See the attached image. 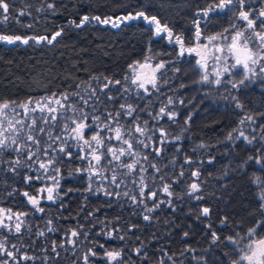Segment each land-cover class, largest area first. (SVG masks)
<instances>
[{"label":"trees","instance_id":"1","mask_svg":"<svg viewBox=\"0 0 264 264\" xmlns=\"http://www.w3.org/2000/svg\"><path fill=\"white\" fill-rule=\"evenodd\" d=\"M249 1L245 0L248 7L251 6ZM8 2V19L3 21L0 16V33L51 38L52 34L62 28L63 34L51 45L32 41L28 45L0 43V101L22 102L29 97L40 98L53 92L59 94L65 91H80L86 96L84 82L99 90L104 86V77L113 81L120 80L121 85L110 86L106 90L109 95L115 96V102L107 101V96L98 92L101 104L97 107H106L115 113L120 104L138 105L140 118L148 120L150 126L167 130L170 141L160 157H154L146 149L140 150L141 155L147 153L149 160L161 167L165 182L175 180L182 170L181 166L184 176L179 182L171 183L172 197L159 192L158 199L165 203H161L150 214L154 219L149 222L142 218V206L133 205L126 198L109 199L86 191V176L74 172L77 168L87 167V161L78 160L74 156L71 161L65 159L57 165L61 172L57 179L65 184L64 189L60 190L62 201L60 198L55 202L41 199L40 207L45 211L39 213L33 211L22 193L27 191L30 195H36L39 189L50 186L52 181L42 176L26 184L25 175L35 177L41 175V172H30L22 168L19 174H13L7 171V164L3 162L15 157L16 153H0V208L29 213L26 218H22L25 225L20 234L0 229V240L7 237L10 249L13 244L20 249L17 255L27 253L34 257L22 264H84L82 257L89 248L97 253L95 257L89 258V264H109L104 257L106 250H123V261L115 264H158L160 259L165 264H199L205 258L207 264H232L233 260H238L241 254L239 249L248 243V230L257 220L264 218L257 198L261 189L253 183L257 177L264 180V169L251 161L243 163L249 156H256L257 149H264V117L258 116L256 124L246 122L240 125L239 120L246 114L264 112V106L252 105L249 97L244 95L242 112L235 107V101L232 100L235 94L228 93L231 90L229 86L201 82L202 70L196 64V55L180 56V45L175 43V37L182 39L185 50L192 47L197 40L194 23L197 20H200L201 36L223 33L238 20L239 6L234 4L223 11L213 12L209 23L197 13L207 8L213 0ZM49 3L55 5L54 10L47 8ZM21 11L25 15H20ZM138 11L157 16L161 25L167 24L173 32V41L169 42L166 34L155 36L154 28L142 20L120 23L119 27L94 20L79 28L69 23L75 21L78 24L85 15L90 18L99 16L102 20L118 19ZM144 62L165 64L157 77L159 91L151 85L147 87L151 95L144 94L142 89L138 90L131 84L134 75L129 66ZM93 76L100 79H90ZM126 76L128 80H125ZM77 84L82 85L81 89L76 88ZM123 88L129 91L124 92ZM221 89L228 91L225 94ZM219 93L227 98L224 100ZM167 97L176 101L182 99L184 104L171 106L172 110L179 113L175 123L163 119L157 125L156 121L147 116L145 109L155 114L167 103ZM189 115L192 120L189 125H185L184 121ZM128 123L127 118L120 120L122 125ZM241 126L249 139L256 138L252 144L243 139H227L230 132L235 136L237 133L233 130ZM59 127L57 124V129ZM184 128L187 131L182 132ZM92 134L91 130L89 136ZM177 135L181 139L172 140ZM70 143L74 151L75 143ZM111 143L117 142L113 140ZM201 143L206 147L200 148ZM185 157L194 163L185 164ZM210 158H214L211 164L207 163ZM143 166L147 167V163H143ZM197 169L200 171L198 179L191 176V172ZM131 178L135 179V176ZM192 181L200 183L201 191L197 195L202 199L187 195L188 184ZM101 182L102 177L94 178L93 187ZM149 187L158 190L161 181L156 179L153 183L149 176ZM127 188L133 194L136 193L131 184ZM167 201H171V206ZM61 203L65 207L61 208ZM152 203L151 200L147 201L149 206ZM203 207L210 209L207 217L201 214ZM89 212L93 213L90 217L87 216ZM225 218L226 223L222 224ZM49 219L53 221L51 226L56 229L54 232L47 231L46 221ZM6 222L14 224L15 219ZM78 224L83 225L82 232L88 233L87 239L82 235L75 248L66 243L64 248H60L59 245L66 239L67 230L76 228ZM40 231H44L45 235L38 236ZM109 231L113 232L111 239L106 235ZM212 232L220 237V241L215 244L212 242ZM185 233L188 235L185 236ZM257 234L264 235V229H258ZM121 236L124 239H119ZM226 237H233L237 243H229ZM53 242L57 245L59 256L51 251ZM99 244L104 247L100 248ZM140 247L147 253L146 258L135 254V249ZM164 252L173 259L168 260Z\"/></svg>","mask_w":264,"mask_h":264},{"label":"snow or ice","instance_id":"2","mask_svg":"<svg viewBox=\"0 0 264 264\" xmlns=\"http://www.w3.org/2000/svg\"><path fill=\"white\" fill-rule=\"evenodd\" d=\"M234 4H237L240 8L238 12V19L245 22L244 30H235L234 34L231 35L230 42L225 47L217 46L212 59L214 62L227 64V60L232 58L235 62L230 66H224L221 70L214 69L215 79L210 81L207 72L202 76L201 82L213 83L217 86L221 85V77L224 74H231L230 69L241 66L244 70L243 78L237 82L228 83L231 85V89L240 90L246 86L247 82L252 81L253 77L264 76V8L260 9L257 14H253V10H244L245 0H213L207 8L198 11L197 15L203 18L206 22H211V14L217 11H223ZM48 9L55 8V5L49 3ZM10 5L8 0H0V16L3 17V21L8 19ZM20 15H25L24 11L20 12ZM261 20L260 29L257 30V20ZM94 20L101 24H111L112 27H119L120 23L131 22L142 20L148 25H154V35L157 37L166 34L169 42L173 41V32L167 26V24L161 25L160 20L155 15H147L144 11H138L135 13H127L126 15L119 17V23L112 21L111 18L101 19L99 16L89 17L83 16L80 22L77 24L75 21H70L71 25L75 27H82L85 23ZM2 22V21H0ZM196 26V39L199 40L202 32L200 27V20L194 22ZM30 27V25H29ZM235 28V25H233ZM225 31H228L227 29ZM248 33V34H246ZM63 34V29L56 31L51 35L41 37H22L20 35H8L0 33V43L9 45H15L17 43L28 45L30 41L41 44L47 43L53 44L58 37ZM227 39L222 34L212 35L207 37L209 41H216L217 39ZM255 39L259 44V50H255L250 46V41ZM175 43L180 45L179 55L183 56L185 49L183 41L179 36L175 37ZM205 47H207L205 45ZM189 53L197 52L195 48L187 49ZM197 55H201L197 52ZM204 57L201 56V60L197 61V64L201 68H206L207 65L202 63ZM256 65H260L259 72L255 70ZM132 68L133 66H129ZM143 67V65H141ZM165 67V64L158 63L153 69V75L150 77H143L141 75H135L131 79V84L135 85L138 90L142 89L144 94L151 95L146 85H151L153 89L159 91L155 72ZM179 71V69H176ZM251 73V75H249ZM92 80H99V77H91ZM129 78L126 76L125 80ZM105 83L99 90L93 88L90 83L84 82V90L86 96L82 95L80 91L69 93L67 91L62 93H51V95H45L40 98L29 97L27 100L22 102L4 100L0 101V153H16L15 157L4 161L7 164V171L13 174H19L20 169H27L30 172L40 171L41 175L32 177L29 175L24 176V182L30 183L33 178L39 180L42 176H46L52 181L50 186L42 187L38 190L36 195H30L27 191L23 192L22 195L27 198V202L32 206L34 212L44 213L45 209L40 207L41 199L55 202L57 198L61 201L63 197L60 193V183L58 176L61 175L60 168L57 166L63 160L67 159L71 161L74 158L73 145L79 148V151L75 153V156L82 161H87V167H81L75 169L74 174L86 176L88 184L86 191L93 195H103L109 199H122L126 198L131 201L133 205L142 206L143 209V220L151 221L154 219L151 213L155 212L161 203L158 199L159 192L162 191L166 196L172 197L173 192L171 190V183L179 182L180 178L184 176L183 166L181 171L178 173L175 180L171 182H165L164 175L161 167L156 163H152L149 160L147 153L141 155V149L148 150L154 157H160L163 154L164 147L169 141V133L162 127L150 126L148 120H142L138 115L140 108L138 105L132 103H124L119 105V109L113 113L106 107L101 109L97 105L101 104L99 93H104L107 96V101L115 102V96L109 95L106 90L110 86L121 85L120 80H111L108 77H104ZM259 83L264 84V79H261ZM82 85L77 84L76 88L81 89ZM183 87V85H182ZM119 92L120 89H117ZM124 92H128V88H123ZM140 96L137 91V97ZM73 97L76 99L74 100ZM167 103L159 108V111L153 114L151 111L145 109L147 116L156 121L157 125L160 120L167 119L173 123L176 122L179 115L178 112L172 110L173 105L179 103L184 104V101L173 100L172 97H167ZM232 100L235 101V107L244 111V105L239 101L237 96H233ZM78 101V102H77ZM19 110V111H18ZM101 114H97V113ZM39 115H36V114ZM264 117V112H258L255 114H246L242 119L239 120V124L243 125L246 122L256 124L257 117ZM103 117V118H102ZM127 118L128 125L120 124V120ZM192 120V116H188L184 124L189 125ZM57 124L60 127L57 129ZM88 130H92L94 134L86 137L85 133ZM187 131V128L181 130ZM233 132L237 133L235 136L230 132L227 136L228 140H239L243 139L248 144H252L256 139L252 137L249 139L245 135L243 130L239 128L234 129ZM158 133V136H157ZM180 135L172 137V140L179 141ZM264 139V136H262ZM116 141V144H112V141ZM200 148L206 147L203 143L199 145ZM180 151L179 148L176 149ZM195 151V150H193ZM256 156H249L247 161H251L256 165H260L264 169V149H257ZM214 158H210L207 163L211 164ZM147 163V167L143 166V163ZM185 164H192L194 161L189 157H185ZM155 173L152 175L149 173ZM55 173V175H50ZM135 176V179L131 177ZM149 176L154 183L156 179L161 181V188L158 190H152L149 187ZM191 176L199 178L200 171L191 172ZM102 177L103 182L98 184L95 188L93 187V179ZM253 183L261 189L258 194V200L260 201V211L264 216V180L257 177ZM131 184L136 193L128 190L127 185ZM68 191H72L69 189ZM201 191L200 183L192 181L188 184L187 195L194 199H202L203 197L197 195ZM67 195V193H64ZM87 198H85L86 200ZM151 200L153 203L151 206L147 204V201ZM166 203L171 206V201ZM60 207H65L63 203ZM98 211V210H97ZM210 209L203 207L201 214L205 217L209 215ZM29 215L28 212L17 211L13 212L11 209L0 208V229H5L15 234H20L22 228L25 225V220ZM93 213H87V216H92ZM15 223H7V221H13ZM226 223V218L221 221ZM48 225L47 231H56L51 225L53 221L51 219L46 221ZM134 227V226H132ZM129 228V231L132 230ZM210 227V226H209ZM83 225L78 224L76 228L68 229L65 233L66 239L59 245L60 248H64L65 243L76 247L77 241L83 235L85 239L88 237L87 232H82ZM264 229V218L259 219L255 222L254 226L248 230L247 236L249 242L242 248L239 249L240 257L238 260H233L232 264H264V237L259 239H253L257 236V230ZM118 231V230H114ZM38 236H44L45 232L40 231L37 233ZM107 237L112 238L113 232H107ZM185 236L188 234L185 233ZM213 244L220 241V237L216 232H212ZM119 239H124L123 236ZM229 243H237L233 237L225 238ZM103 248V244L98 245ZM52 253L59 256L57 252V245L55 242L52 244ZM20 249L15 244L11 245V249L7 246V237L0 240V257H6V259H0V264H22V262L31 261L34 257L29 256L27 253H17ZM135 254L143 257H147V253L142 250V247L135 249ZM97 253L89 248L88 251L83 255L82 259L84 264H89V258L95 257ZM164 256L168 257V260H172L173 257L168 253L164 252ZM104 257L107 259L109 264H115L117 261H123L124 252L123 250L114 251L106 250ZM158 264H165L163 259L158 261ZM199 264H207V259H201Z\"/></svg>","mask_w":264,"mask_h":264},{"label":"flooded vegetation","instance_id":"3","mask_svg":"<svg viewBox=\"0 0 264 264\" xmlns=\"http://www.w3.org/2000/svg\"><path fill=\"white\" fill-rule=\"evenodd\" d=\"M249 4H251L250 7L244 5V10H253L254 15L257 14L260 9L264 8V0H250ZM239 10H240V8H239ZM239 10H238V12H239ZM237 21H240L241 24H243V23L245 24L244 21H241L239 19ZM260 24H261V20L258 19L257 20V29L260 27ZM249 43H250V46L253 47L255 50H259V44L255 41V39L251 40ZM205 45H206L205 41L201 40V38H200L199 41L196 40L195 44L190 48H195L197 50V52H199L201 55H197V52L189 53L186 50L184 52L185 55H183V56H190V54L196 55V64H197L198 60H201V56H203L204 60L202 62L204 63L209 58V49H208V47H205ZM144 63L145 64H143V67H140L141 71L137 75H141L143 77L152 76L153 75V69H154L155 65H157L158 63H153V62H144ZM262 63H264V62H262ZM254 67H255V70L257 72H259L260 65H256ZM151 68H152V71H150ZM159 70L155 72L156 80H157V77L159 74ZM243 73H244V70L241 66L238 69H236L235 74H234V82H237L238 80L242 79ZM249 75H251V73H249ZM261 79H264V76L253 77L252 81L247 82L246 86H244L240 90L231 89L230 84H226V87L227 86L230 87L231 90L228 93H231V95L235 94V96H237L239 98V101L241 103H243V97H244V95H246L247 97H249V102L252 105L254 104L256 106H264V84L259 83V81ZM148 86H150V84L146 85V87H148ZM226 91H228V90L227 89L225 90V92H224L225 94H226ZM239 129L244 131L243 126H241ZM90 131L91 130L86 131V133H85L86 137L89 136ZM245 135L247 136L246 133H245ZM78 151H79V148L75 147L74 156H75V153ZM76 159L79 160L78 157H76ZM59 183H60V190L64 189V185H65L64 182L59 181ZM126 264H130V262H126ZM241 264H244V262L241 261Z\"/></svg>","mask_w":264,"mask_h":264},{"label":"rangeland","instance_id":"4","mask_svg":"<svg viewBox=\"0 0 264 264\" xmlns=\"http://www.w3.org/2000/svg\"><path fill=\"white\" fill-rule=\"evenodd\" d=\"M112 21H115V22H119L118 19H111ZM233 25H235V28H233ZM153 28H154V25H151ZM245 28V24H241L240 21H237L235 20L232 24V26L228 29V31H225L223 33H220L222 34L224 37H226L227 39H217L216 41H209L207 39V37L209 36H212V35H217L219 37L220 34H211V35H208V36H201V40H204L208 49H209V58L207 59L206 62H204L207 67L206 68H201L200 66V69L202 70V76L205 74V72H207V74L209 75V79L210 81L214 80L216 77L214 75V69L216 70H221L224 66H230L231 64H233L235 61L232 59V58H229L227 60V64H222V63H217V62H214V60L212 59V56L214 54L216 55H222L220 53H215V48L217 46L219 47H225L229 42H230V39H231V35L234 34L235 30H244ZM257 30H261L260 27L257 29ZM248 34V33H246ZM36 37H41V36H36ZM199 41V40H198ZM186 51V50H185ZM185 55V54H184ZM203 63V62H202ZM145 63H136L134 65H132L133 67L131 68V70L133 71V75H137L141 70H140V67L141 65H143ZM240 66H237L236 68H232L230 69V72L231 74H224L221 79H222V83L221 85L223 86H226V84H229L228 81L231 80L232 82H234V74H235V71L236 69H238ZM210 83V82H209ZM215 85V84H213ZM219 85V86H221ZM217 86V85H215ZM221 88V87H220ZM226 89H224V91H222L221 89V92H225ZM217 92V91H216ZM220 94V93H219ZM221 98H223L225 100V98H227L226 96L224 97L223 95H221ZM246 132V131H245ZM261 237H264V235H260V234H257V236L253 237V239H259ZM249 242V240H248ZM240 257V256H239Z\"/></svg>","mask_w":264,"mask_h":264},{"label":"water","instance_id":"5","mask_svg":"<svg viewBox=\"0 0 264 264\" xmlns=\"http://www.w3.org/2000/svg\"><path fill=\"white\" fill-rule=\"evenodd\" d=\"M150 71H152V68L150 69Z\"/></svg>","mask_w":264,"mask_h":264}]
</instances>
